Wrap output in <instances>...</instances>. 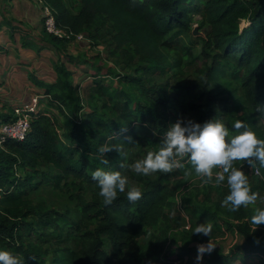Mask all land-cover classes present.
<instances>
[{
    "label": "trees",
    "instance_id": "obj_1",
    "mask_svg": "<svg viewBox=\"0 0 264 264\" xmlns=\"http://www.w3.org/2000/svg\"><path fill=\"white\" fill-rule=\"evenodd\" d=\"M40 2L68 35L47 33L43 27L46 40L56 49L83 33L95 46L106 43L108 57L130 73L117 74L123 84L111 87L110 67L91 62L93 86L86 110L78 84H72L76 73L60 58L54 63L53 82L34 79L43 89L41 98L55 105L65 130L60 134L57 116L39 108L23 139L0 140V247L23 256L25 264H146L137 255L139 239L161 219L185 214L190 222L191 216L197 217L212 223L213 230L235 232L243 239L227 252L214 247L201 264H229L250 255L264 264V224L253 230L254 210L249 205L232 211L221 203L227 191L217 190L219 199L211 211L189 208L182 196V206L177 207L179 193L173 182L192 166L148 176L128 167L119 169L121 162L131 165L156 147L176 114L189 113L200 123L215 116L230 129L241 119L264 138V108L257 111L264 104V0ZM241 21L247 24L241 26ZM195 24L203 36H193ZM184 35L201 40L203 64L196 68L195 79H187L184 72L192 57ZM152 76L162 81L155 83ZM133 91L153 101V106H142ZM11 111L0 112V121L8 120ZM102 145L121 147L122 154L113 149L105 153L109 163L102 164L98 154ZM254 166L259 175L253 192L264 190V167L258 161ZM97 167L119 169L130 184L142 186V197L130 202L119 193L105 205L91 178ZM46 181L61 192V203L35 200ZM212 236L193 239L202 244ZM191 251L197 253V248L185 244L175 259L164 261L174 264Z\"/></svg>",
    "mask_w": 264,
    "mask_h": 264
},
{
    "label": "clouds",
    "instance_id": "obj_2",
    "mask_svg": "<svg viewBox=\"0 0 264 264\" xmlns=\"http://www.w3.org/2000/svg\"><path fill=\"white\" fill-rule=\"evenodd\" d=\"M262 108L264 104L258 105L257 111ZM128 139L131 140V137ZM113 149L122 154L121 147L102 145L98 148L102 164L109 163L105 153ZM257 161L264 167V138L258 137L244 120L237 119L230 129L222 118L214 116L203 123L177 119L168 125L156 147L146 151L145 155L131 165L121 162L119 169L128 167L137 175L148 176L157 171L169 173L190 165L205 184H226L228 191L221 203L236 211L257 200V194L252 191L242 167L244 162L254 166ZM236 162H239V166ZM119 169L97 167L91 172V178L99 189L98 195L105 205L112 204L119 193H125L130 202L142 197V186L130 184L128 176ZM214 169H219L215 175ZM250 223L255 225L253 230L264 224V208L254 210ZM212 231V223H199L192 233L209 237ZM214 247L215 244L209 240L197 246L198 264L203 255L210 253ZM0 264H25V260L18 253L0 247Z\"/></svg>",
    "mask_w": 264,
    "mask_h": 264
},
{
    "label": "rangeland",
    "instance_id": "obj_3",
    "mask_svg": "<svg viewBox=\"0 0 264 264\" xmlns=\"http://www.w3.org/2000/svg\"><path fill=\"white\" fill-rule=\"evenodd\" d=\"M6 1L7 0H0V7ZM1 15H3L2 9H0V18ZM196 18H199V16H196ZM0 24H2L1 21ZM246 24V21H241V26H245ZM22 25L24 27L26 26L29 29L33 27L31 23L27 24L23 22ZM20 33L24 37L26 36L25 34H23V32ZM9 35L12 40H14V31L11 27L9 29ZM183 40L187 45H189V49L192 54V57L188 62H186L184 66V72L187 75V79H195L196 68L200 67L203 64L202 55L200 53L201 40L199 39V37H193L191 35H184ZM29 45H33L31 40H28L25 43V46ZM60 46H62V44H60ZM57 50L59 52L57 54L58 58H60L70 70L76 73V76L72 78V84H78L79 93L82 96L85 110L87 108L88 101L90 102V93L92 92L93 86V82L88 74V69L90 68L91 62L100 61L105 63L106 66L110 67V70L108 71L109 77L107 81L110 83L111 87H121L123 84L122 79L120 80L116 77L117 74L127 75L130 73V71L128 70H122L120 64H118L114 59L108 57L106 43H101L95 46L91 43L90 38L86 36H82V38L79 40H73L72 42L64 44L61 50ZM97 53L100 54L99 57L97 56ZM78 58L80 59V61ZM88 60L91 61L89 62ZM133 61H135V59ZM152 77V80L155 83H159L162 81V79L157 76ZM34 79L37 78L33 75H30L29 80L32 81V83L34 82ZM30 86H32V84H30ZM31 92L43 93V90L37 88L33 89ZM8 93L9 92L7 91L0 90V112H6L9 108L12 110L13 107L22 104L23 100L25 99L23 93L16 94V96L14 97L9 95ZM29 94L27 96H29ZM133 96H137V101H139L142 106H153V101L147 100V97H143L140 93H137V91H133ZM39 108L45 110V112L49 116H57L58 132L60 134L63 133L65 130L63 119L57 113L55 105L50 103L49 98H41V101L39 102ZM158 110H160L159 107ZM172 110L173 109H169L170 112H172ZM175 117L177 119H191L193 121H195L197 118H194V116L189 113H185L184 115L176 114ZM242 167L246 172V175L248 176L250 185H255L257 183V177L252 172L251 166L247 165V163H244ZM39 168L44 170L47 169L45 166H40ZM213 171L215 175L216 172L219 171V169H214ZM173 184L177 187L179 199H182L183 197L189 208L190 206L196 207L199 212H208L213 209L216 201L219 199L217 190L228 191L226 184L216 185L214 182L205 184L203 180L195 173L193 168H191L189 171L184 172L183 176L179 179H175ZM255 193L257 194V200L253 204H250L249 207L253 210H255L256 208H264V190H255ZM34 198L35 200L44 198L50 204H55L57 202L61 203V200L63 201L61 192L53 186L51 181L44 182L41 186L40 192L34 194ZM57 209H59V211L63 210L62 206H59V208ZM184 221L185 218L180 215L172 218L167 217L161 219L156 225L152 226L151 228H148L145 235L139 239L140 248H138L137 255L139 256L141 261L146 264H149V262L151 261L152 264H169L167 263L168 261H164L165 258H167V260L175 259L177 254L182 251V248L185 244H188V246H195L197 248L200 243H197L193 238L201 234L192 233V231L197 224L202 223V220L198 219L197 217L191 216V226L188 230L182 228ZM212 233L213 236L210 238L209 242L214 243L215 247L222 252H227L232 245L240 244L243 241L242 237L235 232L229 231L226 233H221L217 230H213ZM196 255V252L191 251L190 254L184 255L181 260L176 259L174 264H198V262L196 261ZM203 257L202 260L199 261V264L203 262ZM50 259L51 256L49 255L47 257V260L49 261ZM229 264H261V262L258 257L250 255L247 256V258H243V256L236 257L234 261H229Z\"/></svg>",
    "mask_w": 264,
    "mask_h": 264
},
{
    "label": "crops",
    "instance_id": "obj_4",
    "mask_svg": "<svg viewBox=\"0 0 264 264\" xmlns=\"http://www.w3.org/2000/svg\"><path fill=\"white\" fill-rule=\"evenodd\" d=\"M41 5L40 0H7L0 7L3 10L0 18V90L13 97L23 93V102L29 101L33 89L41 90L29 80L30 75L46 83L53 82L56 77L54 63L59 52L46 40ZM23 22L31 23L33 27H24ZM10 27L14 31V40L9 35ZM28 40L32 41V46H25Z\"/></svg>",
    "mask_w": 264,
    "mask_h": 264
},
{
    "label": "built area",
    "instance_id": "obj_5",
    "mask_svg": "<svg viewBox=\"0 0 264 264\" xmlns=\"http://www.w3.org/2000/svg\"><path fill=\"white\" fill-rule=\"evenodd\" d=\"M41 10L43 14V27L47 33H52L55 35H66L61 29L56 26L55 17L53 12L45 5H41ZM85 36L83 33L77 34L75 40H79ZM43 93H32L29 97V101L23 102L12 108L9 113L10 117L6 121H0V140H21L24 138L30 127V119L32 113L39 109V102ZM252 172L255 175H259V170L256 166H251ZM175 200L177 201V207L181 208L182 203L179 199V195H175ZM185 217V222L183 225L184 229H189L190 221L187 215L183 214Z\"/></svg>",
    "mask_w": 264,
    "mask_h": 264
},
{
    "label": "water",
    "instance_id": "obj_6",
    "mask_svg": "<svg viewBox=\"0 0 264 264\" xmlns=\"http://www.w3.org/2000/svg\"><path fill=\"white\" fill-rule=\"evenodd\" d=\"M192 34H193V36H203V33L201 31H198V27L196 24L194 25V28L192 30Z\"/></svg>",
    "mask_w": 264,
    "mask_h": 264
}]
</instances>
